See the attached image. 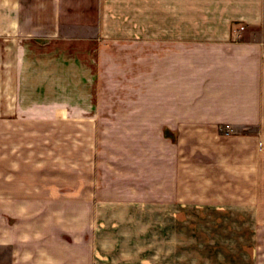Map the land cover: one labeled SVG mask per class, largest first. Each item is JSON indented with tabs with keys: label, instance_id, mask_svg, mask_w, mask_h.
Listing matches in <instances>:
<instances>
[{
	"label": "crops",
	"instance_id": "0c3cea01",
	"mask_svg": "<svg viewBox=\"0 0 264 264\" xmlns=\"http://www.w3.org/2000/svg\"><path fill=\"white\" fill-rule=\"evenodd\" d=\"M116 48L124 126L147 125L148 111L155 127L249 126L262 173L264 0H0V264H195V231L178 230L180 219L194 222V207L203 222L236 223L238 239L234 261L196 264H264L257 200L180 193L179 135H170L169 186L148 194L129 182L120 197L100 194L95 151L76 145L83 128L100 125ZM56 128L74 151L49 150ZM180 238L191 240L190 261L180 262Z\"/></svg>",
	"mask_w": 264,
	"mask_h": 264
},
{
	"label": "rangeland",
	"instance_id": "374dc122",
	"mask_svg": "<svg viewBox=\"0 0 264 264\" xmlns=\"http://www.w3.org/2000/svg\"><path fill=\"white\" fill-rule=\"evenodd\" d=\"M115 55L116 64L108 63L116 71L113 77L114 89L107 88L105 80L102 81L105 86L100 87L99 106L103 108L99 111L100 125L98 128H83V141L76 145L77 149L79 146L86 151H95L99 183L104 186L100 194L106 197L111 195L120 197L118 195H124V190L129 188V182L140 183L148 194H151V189L160 182L169 186L172 177L169 173L170 135H179L178 179L182 195L189 194L194 199L204 201L245 202L253 199L259 202L260 211L264 214V182H262L264 159L259 162V171L262 173L256 174V166H252L251 161L250 127L238 128L229 123L217 126L181 124L179 128L155 127L152 126L157 120L154 111H148L147 125L124 126L122 48H116ZM103 66L102 69L105 71ZM137 69V67L132 68V72ZM134 102H138V97ZM76 129L67 127V135L74 134ZM63 131L62 128H56V132L54 130L52 140L58 141L51 143L50 151L71 153L75 150L74 143H62ZM85 135L88 136L84 137ZM89 135L96 136V141H92ZM48 144L37 142L35 146L42 149L48 147ZM160 168L164 171L161 172ZM107 184L112 185L111 189H106ZM124 209L118 206L116 213L124 214L126 213ZM150 209L153 207H148V222L153 216ZM194 211V222L187 223L180 219L178 230L179 232L195 231V264L209 260L234 261L238 241L235 237L236 223L203 222L202 209L194 207ZM119 225L122 227V224ZM220 230L223 238L219 237ZM207 232H210V238H207L209 236ZM182 235L183 233H180V236ZM178 241L180 262L185 259L190 261L191 256L185 253L187 250L192 251L191 240L180 238ZM146 258L148 263H153L155 260L154 255H146Z\"/></svg>",
	"mask_w": 264,
	"mask_h": 264
},
{
	"label": "built area",
	"instance_id": "2783aa9c",
	"mask_svg": "<svg viewBox=\"0 0 264 264\" xmlns=\"http://www.w3.org/2000/svg\"><path fill=\"white\" fill-rule=\"evenodd\" d=\"M239 28L243 29V28H245V25L241 24Z\"/></svg>",
	"mask_w": 264,
	"mask_h": 264
}]
</instances>
